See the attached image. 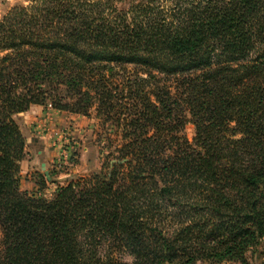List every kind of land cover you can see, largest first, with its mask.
Listing matches in <instances>:
<instances>
[{
  "label": "trees",
  "instance_id": "16d2710c",
  "mask_svg": "<svg viewBox=\"0 0 264 264\" xmlns=\"http://www.w3.org/2000/svg\"><path fill=\"white\" fill-rule=\"evenodd\" d=\"M32 106L111 131L99 171L41 176L49 200L21 190ZM262 246L264 0H30L0 20V264H254Z\"/></svg>",
  "mask_w": 264,
  "mask_h": 264
},
{
  "label": "rangeland",
  "instance_id": "374dc122",
  "mask_svg": "<svg viewBox=\"0 0 264 264\" xmlns=\"http://www.w3.org/2000/svg\"><path fill=\"white\" fill-rule=\"evenodd\" d=\"M29 3L30 0H0V20L13 8L25 7ZM37 107L39 109L36 111L29 110L16 116L27 146V156L22 162L21 190L36 192L37 196L49 200L54 197L57 185L49 183L40 190L38 182L41 176H45L42 163L46 164V171L52 173L54 180L60 185H65L72 178L99 171L106 159L108 151L106 148L111 143L108 139L111 131H109L110 126L104 125L103 120L97 118L95 112L90 116H83L50 107ZM194 134V126L188 124L185 135L192 140ZM124 260L131 262L127 256ZM254 260V264H264V246L259 249ZM198 264L239 263L200 262Z\"/></svg>",
  "mask_w": 264,
  "mask_h": 264
},
{
  "label": "water",
  "instance_id": "95a60500",
  "mask_svg": "<svg viewBox=\"0 0 264 264\" xmlns=\"http://www.w3.org/2000/svg\"><path fill=\"white\" fill-rule=\"evenodd\" d=\"M41 167H42V170H43L44 173H45V176H46L47 180L50 181L51 178H50V174H49V172L46 171V164H45V163H42V166H41Z\"/></svg>",
  "mask_w": 264,
  "mask_h": 264
},
{
  "label": "crops",
  "instance_id": "0c3cea01",
  "mask_svg": "<svg viewBox=\"0 0 264 264\" xmlns=\"http://www.w3.org/2000/svg\"><path fill=\"white\" fill-rule=\"evenodd\" d=\"M37 109H39V107H37V106H32V107L30 108V112L33 111V110L36 111ZM42 111H43V110H42Z\"/></svg>",
  "mask_w": 264,
  "mask_h": 264
}]
</instances>
